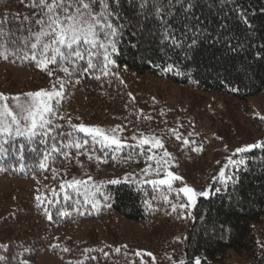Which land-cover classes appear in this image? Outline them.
Listing matches in <instances>:
<instances>
[{
	"label": "trees",
	"instance_id": "trees-1",
	"mask_svg": "<svg viewBox=\"0 0 264 264\" xmlns=\"http://www.w3.org/2000/svg\"><path fill=\"white\" fill-rule=\"evenodd\" d=\"M139 3L140 0H110L109 21L118 27L119 34L117 51L112 54L115 63L109 65L107 76L100 71H83L87 57L76 61L78 71L72 72L70 67V76L55 72L65 85L60 104L56 106V123L62 125L61 130L72 131L69 124L77 125L64 112V106L76 99L75 92L79 90L94 100H99L104 90L106 113L116 114L122 125H128L123 126L124 130L157 128L155 119L140 110L137 97L128 96L131 92L121 79L119 69L122 67L136 75L147 74L238 100L264 89V0H192L194 7L187 15L181 5H173L164 22L182 45L179 47L171 39H162L161 21L142 12ZM31 4L32 0H0V30L5 33V39L19 41V49H23L22 38L28 35L27 30L39 28L36 20L40 17L34 15L37 10L30 7ZM187 7L184 3V8ZM151 10L149 6L147 11ZM95 11H102L99 4L95 5ZM193 39L197 41L195 45ZM11 52L15 54L0 58L35 72L34 84L52 86L54 77L38 68L35 62L23 59V51L11 48ZM54 70V65L48 66V71ZM17 97L21 99L24 95L20 93ZM68 139L81 142L87 139L88 144L79 150L64 148L67 156L54 154L57 155L55 163L49 160L50 166L45 170L38 167L42 151L39 155L30 153L22 161L26 164L24 168L13 156L0 170V176L32 178L36 183L28 201L0 215V237L6 240L2 245L7 246L0 248V256L5 257L0 264H19L23 260L28 264H42L39 259L45 251L64 264L78 261L83 264H162L167 259L165 253L175 257L181 252L185 256L184 264H195L197 259L199 264H225L229 251L239 255L242 264H264V236L258 238L257 234L264 220V147L237 154V148H210L203 138L201 145L196 141L193 148H169L173 151L171 167L179 170L181 178L173 181L174 191L169 193L167 186L154 188L143 183L145 179H152L149 172H144L154 165V159H148L149 155L153 156L150 148L137 146L126 138L124 141L135 147L115 152L113 159L111 148L93 143L85 133L73 132ZM16 141V146L25 144V152L37 147L20 137ZM258 142H264V133L253 144ZM63 143H67V139ZM5 147L15 153L11 141ZM228 158H243L245 164L230 165ZM221 168H225V174L235 183L229 180L225 186L220 182ZM89 176L95 207L92 202L85 203L83 188L80 194L71 188L60 189L61 182L73 178L87 181ZM194 179L210 180L209 195L197 196L192 208L174 211L172 205H179L184 198L178 192V185ZM113 180L119 183H110ZM93 185L99 186V193ZM216 188L221 191L216 192ZM65 194L71 199L65 200ZM37 196H42V202L36 200ZM164 196H168L167 202ZM60 211L68 215H59ZM186 212L191 216L185 215ZM117 217L140 223L145 228L144 236L141 238L134 231L124 230L117 224ZM89 220L101 224L104 232L96 229L97 232L74 237L72 233L54 231ZM64 248L70 251L65 252ZM137 252L141 254L137 256Z\"/></svg>",
	"mask_w": 264,
	"mask_h": 264
},
{
	"label": "snow or ice",
	"instance_id": "snow-or-ice-1",
	"mask_svg": "<svg viewBox=\"0 0 264 264\" xmlns=\"http://www.w3.org/2000/svg\"><path fill=\"white\" fill-rule=\"evenodd\" d=\"M184 3H187V8H184ZM97 4L100 5L102 11H95V5ZM109 4L110 0H32L30 7L37 10L34 15L38 14L40 17L36 20V25L39 28L35 31L31 28L27 30L28 35L22 38L23 49H19V41L5 39V33L3 30H0V57L7 58L9 54H15V52L10 53V49L17 48L23 51V59L35 62L38 68L46 71L49 76L54 77L50 91L41 89L26 94L22 100L19 97L14 98L16 101L14 105H10L7 102L0 103V170L3 169L4 165L8 164V160L13 156H15L16 162L20 163V167L24 168L26 164L22 163V161L30 153H37L39 155L41 151L43 154L38 161V167L41 170L48 169L50 166L49 160L55 163L57 155L54 154L68 155L67 152L63 151L64 148H75L79 150L87 146V139H84L83 142L80 139H68L72 137L73 132L85 133L92 138L93 143H99L102 148H111L113 159H115V152H120L125 147H135L117 137L115 133L117 131H123L119 126L110 129L109 132L111 134H109L100 127L85 126L84 124H69L72 131L61 130L62 125L56 123L58 116L56 106L60 104L65 85L64 80L55 75V72L62 71L70 76L72 74L70 67L72 72L78 71L79 69L75 66L76 61L84 60L87 57L86 67H83V71H100L102 75L107 76L109 74V65L115 63L112 59V54L117 51L116 38H118L119 30L117 26H114L109 21L111 15ZM175 4L181 5L186 15L194 7L192 0H167V3H164V0H140L139 8L142 12L153 15L161 21L163 40L171 39L172 43L179 47L182 45L171 33L169 26L164 22L166 17L170 15L172 6ZM149 6H151V12L147 11ZM185 27L187 31H191L190 28ZM7 35L10 36L11 33ZM33 40L34 42H32ZM196 42V39L192 40L193 45ZM49 65H54L55 70L48 71ZM168 70H171V67ZM57 85L59 86L58 88ZM8 99L10 98H5L0 95V101H7ZM61 119L63 118L61 117ZM261 119H264V117H261ZM17 137L23 138L27 144H36L37 147L31 148L29 152H25L24 143H19L16 146L18 143L16 141ZM176 138L180 139L178 135ZM65 139H67V143H63ZM133 139L135 140L137 138L133 136ZM10 141L12 142V146L15 147V153L10 152L9 148L5 147ZM184 143L188 144L190 141L185 139ZM146 144H151L153 148L164 147L160 139L156 137L149 138L141 136L137 146ZM40 146H43V149ZM113 146L115 147L113 148ZM259 147H264V142L237 148L235 152L237 154L247 153L250 149ZM79 154L80 152L78 151L77 155ZM168 156L169 153L165 151L164 157ZM148 159L153 160L154 156L149 155ZM161 163L160 160H157V167L153 170L157 176L160 173ZM228 163L237 166L244 165L245 160L243 158L238 160L228 158ZM149 170L150 166L145 168V174ZM52 171L54 174L53 178H55L56 169L53 168ZM218 175L220 182L225 186L229 180L235 183V180L231 176L225 174V168H221ZM91 179L92 177L90 176L87 181L73 178L70 181L61 182L60 189L63 191L67 187L74 189L77 194H80L81 188H83L85 203L92 202L95 207L96 202L94 197H92L88 185V181ZM180 179L173 172L165 170L163 178L145 179L143 183L153 185L154 188L167 186L168 192L172 193L174 191L173 181ZM216 179L217 177L214 176L213 180ZM110 183H119V181L113 180ZM92 187L99 193V186L93 185ZM215 191L219 192L221 189L216 188ZM178 192L183 194L187 199V203H180L179 205L173 204L172 208L174 211L177 208H192L196 204L197 196L206 197L209 195L207 190L197 193L187 185L179 188ZM53 195H56V193L53 192ZM63 198L65 200L71 199L67 194ZM163 198L167 202L168 196H164ZM36 200L42 202V196H37ZM145 204L151 207L148 201H145ZM45 212L48 218L51 219L52 217L48 214L47 209H45ZM59 215H68V213L66 211H60ZM185 215L191 216V213L186 212ZM6 247V245H0V248ZM116 250L119 251V249ZM24 251L29 250L24 249ZM63 251L67 252L70 249L64 248ZM140 254V252L136 253L137 256ZM147 255L152 256L151 253H147ZM4 259L5 257L0 256V260ZM91 259L95 258L91 257ZM154 260L155 257H153ZM19 264H28V261H19ZM69 264H72V262H69ZM76 264H83V262L78 261ZM177 264H184V262L179 261ZM195 264H199L198 259L195 261Z\"/></svg>",
	"mask_w": 264,
	"mask_h": 264
},
{
	"label": "rangeland",
	"instance_id": "rangeland-1",
	"mask_svg": "<svg viewBox=\"0 0 264 264\" xmlns=\"http://www.w3.org/2000/svg\"><path fill=\"white\" fill-rule=\"evenodd\" d=\"M119 71L121 79L131 92L128 96L137 97L140 110L144 111L148 117L155 119L157 126L155 130L144 131L131 128L124 130L123 126L128 127V125H122L116 114L109 116L106 113V103L103 104L104 90L99 100L88 98L83 94V90L75 92L76 99L65 104L64 112L68 113L76 124L97 126L109 134H111L110 129L119 126L123 131H117L115 134L122 140L129 138L138 144L141 136L160 139L164 145L163 148H153L151 144L143 145L153 151L154 165L151 164L149 170L152 179L163 178L165 170L173 172L176 176L180 175L179 170L171 167L174 148H193L196 141L199 143L203 138L210 148H241L253 144L264 133V119H261L264 117V89L244 100H238L226 94L199 91L193 87L180 86L147 74L136 75L123 67ZM36 79V73L27 67L0 58V95L10 98L0 103L7 102L14 105L17 94L22 93L25 96L41 89L45 91L52 89V86L34 84L32 81ZM106 102L108 103V100ZM148 112L151 113L148 114ZM177 135L180 139L176 138ZM133 136L137 139L134 140ZM185 139L190 143L185 144ZM165 151L169 153L168 157H164ZM157 160L162 162L159 176L153 171L157 167ZM35 184L32 178L0 176V215L18 203L28 201L29 193L34 192ZM209 184V179L186 180L181 182L178 188L187 185L199 193L208 191ZM179 203H187V199L184 197ZM116 221L124 230L134 231L141 238L144 236L145 228L140 223L123 217H117ZM101 226L89 220L75 226L57 228L54 231L83 237L89 231L90 234L97 232L96 229L103 233L104 229ZM257 234L258 238L264 236V220L259 225ZM5 242L6 240L0 237V245ZM164 255L167 259L162 264H177L185 259L183 252L175 257H170L168 253ZM39 260L42 264H64L48 251H45ZM225 264H242V258L233 251H229Z\"/></svg>",
	"mask_w": 264,
	"mask_h": 264
}]
</instances>
